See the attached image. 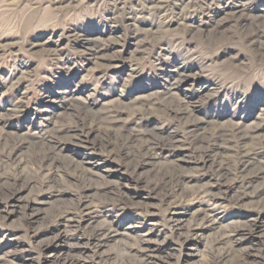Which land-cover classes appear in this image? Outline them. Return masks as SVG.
<instances>
[{
	"label": "rangeland",
	"instance_id": "1",
	"mask_svg": "<svg viewBox=\"0 0 264 264\" xmlns=\"http://www.w3.org/2000/svg\"><path fill=\"white\" fill-rule=\"evenodd\" d=\"M179 67L191 74L181 84L171 76ZM176 102L190 115L164 113ZM81 105L90 116L120 109L112 127L127 135L155 129L184 143L189 121L196 135L212 122L260 124L264 0H0V264H264V179L241 203L232 189L220 205L198 199L234 184L213 181L200 151L166 139L150 157L116 154L121 140H105V122L82 123ZM73 133L82 144L65 141ZM44 152L59 160L50 183ZM66 160L89 172L60 169ZM238 226L237 246L215 242Z\"/></svg>",
	"mask_w": 264,
	"mask_h": 264
},
{
	"label": "bare ground",
	"instance_id": "2",
	"mask_svg": "<svg viewBox=\"0 0 264 264\" xmlns=\"http://www.w3.org/2000/svg\"><path fill=\"white\" fill-rule=\"evenodd\" d=\"M234 14H230L229 16H233ZM171 74H172L171 76H174L175 78H177L175 80L177 81L178 84H181L183 81H185L187 79V77L191 76L190 72L188 70L187 71L185 70V67H179L175 71L173 70V72ZM70 100H74V97L70 96ZM77 110H78V113L80 115H82L81 122L84 124H86L85 122L87 120L89 121V123H92L93 125L101 124L102 122L106 123L107 127L104 128V130L106 132V134L104 135L105 140L111 141L113 139L116 141L121 140V142H122L121 145H119V146L116 145L114 147L115 149L113 151L116 154H119L120 152H123V150L124 151L126 150L124 152V156H126V157H134V159L135 158L150 157L153 155V152H158V151L163 150L162 149L164 147L163 140L165 141V139L168 140L167 144L172 149H177L180 151H183V149L184 150L185 149L186 150L192 149V150L200 151V153H201L200 154V159H201L200 168H201V170L209 173L211 176V179L217 183L224 181V180H230L231 182H233L234 186H232V188H227L224 191L214 190V192H213V190L211 189V187L209 185L206 188H202L201 191H199V190L197 191L196 195H198V199L208 200L210 202H213L215 205L216 204L220 205L226 199V193L232 189L233 195H231L232 198H230V199L235 203H241L248 196H250V195L256 196L257 195L258 190H253V188H252L253 184L256 183L257 180L260 178L264 179V135H262V136L259 135L262 132L261 126H263V124H264V121H263L264 117L261 119L260 118L261 116L260 117L258 116L259 118H257V119L261 120L260 124H258V125L253 124V125H250V126L245 127V128L242 127L243 122L234 123L233 121H231V118H229L230 120L228 119V121H231L232 123L230 122V123H228V125L217 126L216 125L217 122H212L211 123L212 127H211V129L210 128L208 129V133H202L201 135L195 134V129L199 127L197 125V123L195 121H189L190 124H189L187 131L185 133V135H187V139H186L187 145L185 148V146H183V145L186 143H184L183 140H180V139L179 140H176V139L173 140V137H171L169 134L165 135V137H159L158 134L154 131L155 129H150L149 131H146L145 132L146 135L144 138L142 136H139L138 135L139 133H134L132 131L130 132L132 135L125 134L124 132L127 131L126 129H128L127 128L128 126L126 127L123 125V126H120L117 128L112 127V124L119 121L118 119H119V117H121V110L120 109H117V108L114 110L112 109L113 110V111L111 110L112 113H106L104 115H99V114L93 115L92 114L91 116L88 115L89 111L86 112L84 105L77 107ZM163 110H164V113H167V114L172 113V116L176 119L177 118H183L187 115H190V113H189L190 110H189L188 106L183 105L180 102L168 104V106L165 107ZM143 111H141V112H143ZM83 112H85V113H83ZM146 112L144 114H146ZM12 115L13 114H11L9 116H12ZM132 115L133 116L138 115V112H133ZM9 116H4V117H9ZM241 120H243V119H241ZM76 121H79V120L77 119ZM110 124H111V126H110ZM71 125L75 126V128H80L81 133H84L83 132L84 126L81 125L79 127L78 123H76V122L72 123ZM85 134H87V133H85ZM80 135L81 134L73 133L70 136L66 137L65 141L75 138L78 145L82 144L83 136L81 137ZM147 137H149V138H147ZM247 139L248 140H257L254 143V148L251 152H247V151L241 149V146H240L242 144V142H244ZM63 142H64V139L59 138V139H57L56 143H53L52 145H54L55 148H57L56 146L61 145V143H63ZM223 144L231 145L230 149H232L233 151L226 153L227 148H223V149L220 148L221 147L220 145H223ZM52 145H51V147H53ZM10 147H11V145H10ZM13 149L11 148V151H9L7 154V156H8L7 160L8 161H10L12 157H14ZM104 149H106V148H104ZM4 150H5V148H4ZM38 154H40V153H38ZM219 157L224 159V160L218 161ZM228 157L230 158V160L228 159ZM58 161L59 160L56 159V157L51 152H44L43 153V156L41 157V162L39 164H40L41 169H43V168L45 169V167H46L47 174L45 176L47 177V182L54 181V174L53 173L56 172L54 170L58 169V167H57ZM44 164H46V165H44ZM59 167H60V169L61 168L65 169V170L73 169L74 171L81 169L80 171H82L83 175H85L87 171L89 172V170L84 169L85 167L84 168L82 167V164H80V165L76 164L72 160L63 161L61 163V165H59ZM38 173H37V176L39 175ZM86 178H87V176H86ZM174 179L175 178H170L169 179L170 183H172L174 181ZM94 183H95V181H94ZM250 190H253V192H250ZM260 191L264 192V184L262 185V188H260ZM168 196H170V195L166 194L164 196V198H168ZM83 207H84V204L82 202H80L79 200L73 206L74 210L78 211V212ZM173 211H175V210H173ZM64 218L66 221H67V219L68 220L70 219L69 217H66V216H64ZM204 218L209 223V225H214L217 222L216 218H214L212 216L211 212H208L207 214H205ZM248 219H250L248 221V224H250V222L252 224H254L255 220H253L251 218H248ZM238 229H239V226L227 229L221 236L216 238L215 242L216 243H220V242L226 243L231 247L237 246L241 242V237H240V234L238 233ZM175 230H177V228L174 229V231ZM115 232H116V230H113V233H115ZM147 244H148V241L146 239L142 240L141 242H138L136 245L137 251L141 252V253L148 252L149 247ZM263 247H264V245H260L259 248L262 249Z\"/></svg>",
	"mask_w": 264,
	"mask_h": 264
}]
</instances>
